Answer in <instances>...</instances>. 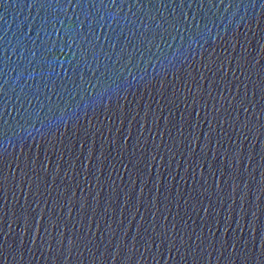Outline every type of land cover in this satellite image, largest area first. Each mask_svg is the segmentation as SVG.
<instances>
[{
  "label": "water",
  "instance_id": "95a60500",
  "mask_svg": "<svg viewBox=\"0 0 264 264\" xmlns=\"http://www.w3.org/2000/svg\"><path fill=\"white\" fill-rule=\"evenodd\" d=\"M0 177V264H264V0H0Z\"/></svg>",
  "mask_w": 264,
  "mask_h": 264
},
{
  "label": "clouds",
  "instance_id": "9594fccd",
  "mask_svg": "<svg viewBox=\"0 0 264 264\" xmlns=\"http://www.w3.org/2000/svg\"><path fill=\"white\" fill-rule=\"evenodd\" d=\"M70 28H71V25H69V28L68 29H65V34L68 33V31H69ZM209 32H210V29H209ZM209 32H205V33H203V35H208ZM73 35H74V33H73ZM196 37H201V32L199 30L196 32ZM196 37H193L192 35H189V38H188L189 39V43L192 46H195ZM67 43H68V46L70 48L73 47V38H72V36H69V39H68ZM76 47L78 48L79 47V44H77ZM176 51L178 52L179 49H176ZM81 55H83V54H81ZM173 55H175V52L173 53ZM93 87H95V85H93ZM89 95H91V92L89 93Z\"/></svg>",
  "mask_w": 264,
  "mask_h": 264
},
{
  "label": "snow or ice",
  "instance_id": "6c2138e0",
  "mask_svg": "<svg viewBox=\"0 0 264 264\" xmlns=\"http://www.w3.org/2000/svg\"><path fill=\"white\" fill-rule=\"evenodd\" d=\"M7 181V177H0V190L4 191ZM261 244L264 245V240L261 241Z\"/></svg>",
  "mask_w": 264,
  "mask_h": 264
}]
</instances>
